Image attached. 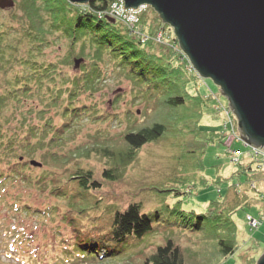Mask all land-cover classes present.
<instances>
[{"label": "rangeland", "instance_id": "obj_1", "mask_svg": "<svg viewBox=\"0 0 264 264\" xmlns=\"http://www.w3.org/2000/svg\"><path fill=\"white\" fill-rule=\"evenodd\" d=\"M50 4L46 6H52L53 9L46 8L42 0H37L36 13L30 11L28 0H15L14 7L0 8V37L6 46L12 43V53L9 54L14 59L11 67L0 69V124L3 130L8 128L5 119L11 110L7 108L10 107L7 95L11 91L22 98V113L29 115V123L35 128V136L29 140L35 149L31 155L34 159L45 162L41 167L31 164L34 167L33 173L38 179L39 176L50 174L49 176L59 180L54 184L58 190L79 189L76 180L70 179L78 167L92 169L95 176L100 177L104 168L116 165L118 178L112 183H104L102 194L107 197L99 209L91 211L92 219L97 224L95 232L98 229L99 232L107 233L111 213L119 205L124 207L132 201L140 202L143 212L161 209L169 217L166 221L154 220L153 231L140 239L126 242L120 246L122 251L108 260L91 262L96 253L85 251L81 253L88 260L80 262L81 258H77L74 262L144 264L143 261L155 246L172 239L183 248L185 264H256L264 251V178H251L242 171L238 160H234L231 150L241 149L247 154L251 147L239 139L240 135L235 127L227 128L226 122L231 111L219 87L211 79L202 78L189 61V69L184 70V75L189 109L190 105L194 107L191 112L187 107H169L162 100L157 106L150 105L149 89L141 79L148 72L143 70L144 74L138 76V72H131V68L122 64L119 58H113L107 50L101 52V60L97 59L98 50L86 36L76 39L72 45L65 32L68 27L64 23L60 26L57 20L72 18L78 7L73 3L69 9L62 11L60 7L67 5L65 1H60L59 5L54 2ZM155 13L150 6L140 11L139 21L133 28L145 40L148 35L140 30L141 17L145 14L150 21L156 20ZM116 20L129 27L122 19ZM39 25L47 30L42 40H39L41 44L28 35V31ZM164 34L161 39L153 40L162 43L165 37L167 41L169 36ZM160 46L158 45L159 48ZM158 53L161 54L160 50ZM169 55L166 52V56ZM81 57L84 61L80 68H75V58ZM85 64L86 70H93L95 66L99 68L100 79L95 82L91 92L84 90L82 86L86 85L83 80L73 83L76 77L84 75L79 70ZM47 71L55 74L52 79L44 74ZM31 72L32 78L28 80L26 75ZM78 87H81L80 90ZM24 88L28 90L22 94ZM198 111L202 113L198 126L208 131H203V135L198 134L196 125L190 121ZM17 116L21 122L23 115ZM180 120L189 121L184 125V130H179L176 125ZM157 121L166 124V134L146 143L136 157L128 161L124 157L129 150L124 134ZM53 138L59 140L54 143ZM50 143L55 146L51 147ZM49 148L59 154L66 153L69 160L58 165L60 163L50 158L44 159L48 156L45 152ZM239 160L244 163L254 160L253 168L261 167L259 160L251 159L248 154ZM262 168L264 169L263 166ZM46 181L48 182L47 179ZM170 183L174 190H166L164 187ZM257 187L263 191L259 193L253 189ZM22 188L19 190H25L24 186ZM52 188L50 183L42 186L46 192ZM42 189L32 186L25 195L41 206L43 204L39 203H43L46 194L39 192ZM3 193L0 189V264H35L27 260L25 262L27 254L10 245L16 228H26L27 232H33L34 237L36 235L42 242L53 239L55 230L64 236L69 235V230L64 229L65 223L62 224L58 217L50 220L54 222L50 227L49 221L43 222L42 218L20 214L18 211L9 212L7 201L11 202V199L6 198ZM228 198L232 202L241 201L239 209L233 214L236 225V235L233 237L237 249L233 255L222 257L218 252V232L214 223L205 219L202 229L189 231L182 225L195 219L180 221V210L203 213L208 210L211 200ZM66 202L64 199H52V204L60 205L63 210L68 208ZM249 215L262 220L258 228H250ZM82 216H78V219L86 220L87 217L81 218ZM49 248L51 256H46L42 260L44 262L36 264H64L62 261L55 263L51 260L54 255L60 256L62 247L52 245Z\"/></svg>", "mask_w": 264, "mask_h": 264}, {"label": "trees", "instance_id": "obj_2", "mask_svg": "<svg viewBox=\"0 0 264 264\" xmlns=\"http://www.w3.org/2000/svg\"><path fill=\"white\" fill-rule=\"evenodd\" d=\"M42 1L45 3L46 8L51 5V2L59 5L60 1H65L67 4L65 7L59 6L62 11L66 10V8L69 9V6L73 5V3L68 0ZM113 1L114 0H96L90 2L88 5L76 4L74 6L78 7V10L75 16L72 18H60L57 20V24L61 26V24L64 23L65 26L68 27L67 30L65 28V32L71 40L72 45L75 43L76 39L80 40L86 36L87 40L95 46L96 51L98 50L96 55L97 59L101 60V52L107 50L113 58H119V60H122V64L125 63L131 68V72H138V76L141 74L143 75V70H146L148 73L141 79L145 83H143V85L149 89L148 102L150 105L157 106L159 105V101L162 100V103L165 101L169 107H187L189 109V98H186L189 97V94L186 90V76L184 75V70L188 71L189 69V60L180 49L172 28L168 24L163 23L157 12L155 13L156 20L153 19L151 21L143 14L141 17L142 24H140V30L149 36H147L145 40L141 33L137 34L133 28L125 26V24H122L106 13V10ZM36 4L37 0H28L30 11L34 13L38 12V5ZM46 4L48 6H46ZM48 9H53V7L50 6ZM38 21L40 22L42 20ZM161 29L162 31L165 30L164 35L168 34L169 36L167 41H165L166 38L164 37V42L162 43L153 40ZM46 31L44 27L39 25L33 28L32 31H28V35L33 41L36 40L39 42V40H42L44 34H46ZM39 43L41 44L42 42ZM11 45L12 43L6 46V44L3 43V38L0 37V69L2 70L11 67V64L14 62L12 55L9 54L10 52L12 53L13 49ZM158 45H161L160 48ZM158 50H160L161 54L158 53ZM166 52L170 55L166 56ZM29 57L32 56L30 55ZM85 67L86 64L83 65L82 70H79L80 72L83 71L84 75L76 77L73 83L77 84L83 80L86 86L82 87L86 92H91L94 90L95 82H98L100 79L98 78L100 76L99 68L95 66L93 70H86ZM29 74L26 75L28 80L32 78V72ZM44 74L49 76V79H52L55 75L51 73V71H47ZM28 83H30V81ZM80 88L81 87H78L77 89L80 90ZM180 88L181 90H179ZM26 89L28 90V88H24L21 93L25 94L27 91ZM7 101L10 106L7 108H11L8 117L5 119L8 127L7 130H3L0 124V189L4 192L3 194L6 198L11 199V202L7 201L9 207L8 211H18L20 214L23 213L24 215L42 218L43 222L49 221L50 227H52L51 224L54 223L50 220H54L55 217H58L62 224L65 223L64 229L69 230L68 236H64L63 233L55 230V234L58 236L53 233V239H46L42 242L36 235L34 237L33 232H27L26 228L20 230L15 227V236L10 245H14L21 253L27 254L24 259L25 262L26 260L35 264L44 262L42 260L45 259L46 256H51L48 249H50L49 247L52 245H60L63 249V251L59 252L60 256L54 255L51 258L55 263L57 261H62L64 264H77L78 262H74L77 258H81L80 262H84V260L87 259L82 255L85 251L96 253V257H93L92 260H90L91 262H103L119 254L122 251L120 246L126 242L140 239L146 233L153 231L154 220L166 221L169 219L161 209L152 212H143L142 204L138 201H132L124 207L119 205L111 213L110 221L108 222L109 231L107 233L103 231L99 232L98 229V232L97 230L95 232L97 224H95V221L92 219L91 211L93 209H99L101 203L107 197L102 194L104 183H112L111 181H116L118 178L115 172L117 169L116 165L104 168L100 177H96L92 169L78 167V170L75 171V175L70 177V179H75L77 182L79 189L76 190H58V187L54 184L59 180L49 176L50 174L39 176L38 179V176L34 175V167L30 163V160L34 159L31 153L35 149L33 146L34 144L29 140L35 136V128L29 123V115H24L22 113L20 105L23 100L21 97L8 91ZM190 106L191 109L189 110L191 112L194 107L192 105ZM66 107L67 105H65V109ZM18 114L20 116L23 115L21 118L23 120H21V122L18 119ZM201 115V111H198L193 119L190 118V121L196 125L198 134L203 135V131L206 133H208V131L202 130L198 126ZM233 117L237 124L234 115ZM188 122L189 121L183 122V120H180L176 122V125H178L179 130H184L186 127L184 125H187ZM25 125L26 127L24 128ZM167 131L168 128L163 121L145 125L137 130H129L124 134V139L129 148L124 157L128 159V161L133 160L137 152L146 143L159 139L166 134ZM186 131L187 130H185V132ZM46 133L47 130L43 132L44 135H46ZM53 139H55L53 142L59 140L58 138ZM54 143H50L51 147L55 146ZM50 149L51 148L45 152L48 156L44 159L50 158L60 163L58 165H63L69 160L66 153L59 154ZM70 155L72 156V154ZM239 161L237 163L241 166L242 171L251 176V178H255L256 176L264 178V169L261 165V167L256 169L253 168L252 163L255 162L254 160L248 163ZM42 163L44 164L45 162ZM49 183L53 185V188L46 192V190L42 189V186ZM253 183L255 184L256 182L253 181ZM171 185L172 183L167 186L164 185V187H166V190H174ZM23 186L25 190H19L23 189ZM32 186L41 188L42 190H39L41 194L46 193L43 203H39L43 205H37L36 202H33L25 195L26 192L30 191L27 189H30ZM253 189L257 190L259 193L263 191L258 187ZM175 191L176 193H180L179 190ZM53 198H59V200L64 199L67 201L68 208L63 210L60 205L52 204ZM231 200L232 199L229 198L218 201L211 200V202L209 201V206H207L209 207L208 210L203 213H198L195 210H180V221L195 219L192 222L182 225V227L187 228L189 231L202 229L205 219L211 220L214 223L218 232V252L222 257L233 255L237 249L233 237L236 235V225L233 220V214L239 209L241 201L234 200L232 202ZM78 216L87 218L86 220L78 219ZM79 220H84L85 222H80ZM8 230L9 229H7V231ZM40 241L43 244L40 243ZM44 248L46 249L44 250ZM43 250L48 253H44ZM102 251H104V253H102ZM183 252L184 250L181 245L175 243L172 239H168L164 244L155 246L143 263L185 264Z\"/></svg>", "mask_w": 264, "mask_h": 264}, {"label": "water", "instance_id": "obj_3", "mask_svg": "<svg viewBox=\"0 0 264 264\" xmlns=\"http://www.w3.org/2000/svg\"><path fill=\"white\" fill-rule=\"evenodd\" d=\"M88 5L96 0H68ZM148 5L173 28L182 52L202 78L227 99L241 140L264 149V0H123ZM15 0H0L12 8ZM80 68L84 58H75ZM33 166L42 162L32 159ZM264 264V251L256 261Z\"/></svg>", "mask_w": 264, "mask_h": 264}, {"label": "built area", "instance_id": "obj_4", "mask_svg": "<svg viewBox=\"0 0 264 264\" xmlns=\"http://www.w3.org/2000/svg\"><path fill=\"white\" fill-rule=\"evenodd\" d=\"M125 2L123 0H114L109 8L106 10V13L113 17L114 19H122L129 27L134 28L135 24L139 21V12L143 9L147 8L148 5H141L137 9L134 8H124ZM163 31H159L156 38L161 39L163 35ZM230 113V112H229ZM230 116V114H229ZM231 124V128H234V122L232 118H230L227 124ZM235 162L242 157L248 154L251 159L259 160L261 166L264 167V149L263 148H254L251 147L247 151V154L241 149L231 150ZM262 220L251 215L248 216V225L251 229L258 228L261 225Z\"/></svg>", "mask_w": 264, "mask_h": 264}, {"label": "crops", "instance_id": "obj_5", "mask_svg": "<svg viewBox=\"0 0 264 264\" xmlns=\"http://www.w3.org/2000/svg\"><path fill=\"white\" fill-rule=\"evenodd\" d=\"M225 122H226V121H225ZM227 127H228V128H231V124H229Z\"/></svg>", "mask_w": 264, "mask_h": 264}]
</instances>
